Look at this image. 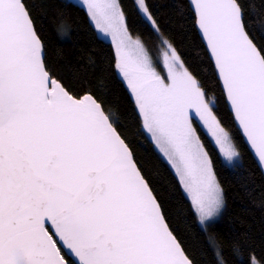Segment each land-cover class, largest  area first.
Here are the masks:
<instances>
[{"label":"snow or ice","instance_id":"1","mask_svg":"<svg viewBox=\"0 0 264 264\" xmlns=\"http://www.w3.org/2000/svg\"><path fill=\"white\" fill-rule=\"evenodd\" d=\"M191 3L235 121L264 167V47L251 38L240 0ZM84 4L112 35L143 129L201 222L212 218L223 192L194 118L227 161L239 153L205 90L164 40L166 75L157 70L119 0ZM137 7L158 31L146 0ZM0 264H193L103 101L74 95L48 69L29 0H0Z\"/></svg>","mask_w":264,"mask_h":264},{"label":"trees","instance_id":"2","mask_svg":"<svg viewBox=\"0 0 264 264\" xmlns=\"http://www.w3.org/2000/svg\"><path fill=\"white\" fill-rule=\"evenodd\" d=\"M158 31L138 10L135 0H119L131 36L155 58L166 39L212 103L214 114L239 153L228 165L201 127L223 192L219 218L204 228L169 165L145 130L125 81L116 69V50L100 38L87 11L70 0H29L35 27L44 43L45 61L55 77L74 94L92 93L117 122L134 159L149 181L170 229L193 264H264V176L237 130L213 64L196 29L187 0H146ZM247 30L264 47V0H240Z\"/></svg>","mask_w":264,"mask_h":264},{"label":"rangeland","instance_id":"3","mask_svg":"<svg viewBox=\"0 0 264 264\" xmlns=\"http://www.w3.org/2000/svg\"><path fill=\"white\" fill-rule=\"evenodd\" d=\"M70 1H72V2H74V3H76V4H78V5H80L81 7H83L86 11H87V13H88V10H87V7H86V5L84 4V0H70ZM135 2H136V5H137V0H135ZM138 8V7H137ZM141 14L143 15V13L141 12ZM89 15V14H88ZM143 17H144V15H143ZM89 18H90V16H89ZM90 21H91V24H92V26L94 27V29L96 30V32H97V34H98V36L100 37V38H102L103 40H105V41H108L109 43H111L112 45H113V47L115 48V50H116V46H115V44H114V42H113V38H112V35L111 34H107V33H105V32H103V31H101L100 29H98L97 27H96V24H95V22L90 18ZM132 38L134 39V40H136L137 38H135V37H133L132 36ZM140 40V39H139ZM162 40H164V41H167L166 39H164V38H162L161 39V41ZM141 41V40H140ZM142 42V41H141ZM168 42V41H167ZM143 43V42H142ZM169 43V42H168ZM170 44V43H169ZM143 45H144V43H143ZM171 45V44H170ZM145 46V45H144ZM172 47V46H171ZM145 48H146V46H145ZM147 49V48H146ZM148 51V50H147ZM166 51V49H165V47H164V45H162V43H160V46H159V48H158V50H157V55H156V57L154 58L151 54V56H152V58H153V61L156 63V66H157V70L158 71H162L163 70V53ZM149 52V51H148ZM171 53L169 52V55H170ZM162 74H164V75H166V72L165 71H162ZM122 79H123V77H122ZM126 83V82H125ZM210 103V105L212 106V103L211 102H209ZM213 107V106H212ZM193 126L196 128V130H197V134L199 135V132H198V126L199 127H201L203 130H204V132L207 134V136L210 138V140L212 141V143H213V145L218 149V151H219V153H220V155H221V157H222V159L224 160V162L225 163H227L228 165H232V164H234L235 163V161L238 159V157L237 158H234L231 162H229V161H227L226 159H225V157L221 154V151H220V146L219 145H217L216 143H215V140H214V138L208 133V131H207V129H206V127L202 124V122L201 121H199V119L198 118H194V120H193ZM226 131V130H225ZM146 132V134L148 135V137H149V139L152 141V139H151V135L147 132V131H145ZM227 132V131H226ZM228 133V132H227ZM230 136V135H229ZM199 137H200V135H199ZM200 139H201V137H200ZM202 140V139H201ZM202 142V141H201ZM152 143H153V145H154V147L156 148V150L158 151V153L161 155V157L163 158V160L169 165V167L171 168V170L173 171V173H174V175L176 176V178L178 179V181H179V178H178V176L176 175V173H175V170L171 167V165L168 163V161H167V159L162 155V153L159 151V149L157 148V146L155 145V143L152 141ZM231 143L233 144V142H232V140H231ZM202 144H203V142H202ZM205 148V147H204ZM236 149V148H235ZM206 150V149H205ZM180 183V182H179ZM181 185V184H180ZM181 187H182V185H181ZM182 190H183V192H184V194H185V196L188 198V200L191 202V204H192V201H191V198H190V196H189V194L184 190V188L182 187ZM192 207H193V210H194V212H195V214H196V216H197V219H198V222L200 223V225L202 226V227H206L207 226V224H209V223H211V222H213V221H215V220H217L218 218H219V216L221 215V213H222V211H223V208H224V199H223V206L221 207V209L217 212V214L215 215V216H213L212 218H210V219H207V220H205L203 223L201 222V219H200V216H199V214L197 213V211H196V209H195V207L193 206V204H192Z\"/></svg>","mask_w":264,"mask_h":264},{"label":"water","instance_id":"4","mask_svg":"<svg viewBox=\"0 0 264 264\" xmlns=\"http://www.w3.org/2000/svg\"><path fill=\"white\" fill-rule=\"evenodd\" d=\"M187 2H188V4H189L190 9L192 10V12H193L194 15H195L194 8H193V6H192L191 0H187ZM195 18H196V17H195ZM196 29H197L198 35H199V37H200V40H201L202 44L204 45V47H205V49H206V52L208 53V56H209V58H210L209 52H208V50H207L206 42L204 41V39H203V37H202V34H201V32L199 31L197 25H196ZM44 55H45V50H44ZM210 60H211V58H210ZM211 62H212L213 67H214V63H213L212 60H211ZM214 70H215V67H214ZM215 73H216V76H217V79H218V75H217L216 70H215ZM218 81H219L220 86H221V89H222V91H223L222 84H221V82H220L219 79H218ZM223 93H224V91H223ZM224 96H225V93H224ZM225 100H226V104H227L228 110H229V112L231 113V115H232V117H233V120H234V123H235V126H236L237 130L239 131V133H240V135H241V137H242L244 143L246 144V146H247L249 152L251 153V155H252V157L254 158V160H255L257 166L259 167V169L261 170V172H262V174H263V176H264V167H261V165H260V163H259V161H258V158H257L256 154L254 153L253 149L250 147V144H249V142L247 141L246 137L244 136V134H243L242 130L240 129L238 123L235 121L234 114H233V112H232V110H231L230 104L228 103V101H227V99H226V96H225ZM66 258H67V257H66ZM73 259H74V258H73Z\"/></svg>","mask_w":264,"mask_h":264}]
</instances>
